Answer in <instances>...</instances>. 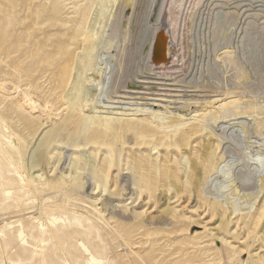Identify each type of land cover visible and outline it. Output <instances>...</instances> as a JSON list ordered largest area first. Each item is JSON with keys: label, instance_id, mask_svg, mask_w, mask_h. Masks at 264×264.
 <instances>
[{"label": "rangeland", "instance_id": "374dc122", "mask_svg": "<svg viewBox=\"0 0 264 264\" xmlns=\"http://www.w3.org/2000/svg\"><path fill=\"white\" fill-rule=\"evenodd\" d=\"M150 3L0 0V264H264V0H160L164 70Z\"/></svg>", "mask_w": 264, "mask_h": 264}, {"label": "bare ground", "instance_id": "6f19581e", "mask_svg": "<svg viewBox=\"0 0 264 264\" xmlns=\"http://www.w3.org/2000/svg\"><path fill=\"white\" fill-rule=\"evenodd\" d=\"M160 0H151V3H150V21H153L154 18H157L156 17V10L158 8V3H159ZM160 13V11H159ZM158 13V15H159ZM156 23H158V18L157 20L155 21ZM157 26V27H156ZM155 28L152 29V32H151V39H150V43H149V46H148V50H147V53H146V57H147V62L150 61V57H151V51H152V47H153V44H154V40H156V37L159 33H162L163 34V39L167 42V53H168V58L166 59V61L160 65H158L156 68L158 69H170L171 65L174 63V61L177 59V51H176V40H175V37L173 35V33L170 31V29L168 30H165L164 29V26L162 23H158V25L156 24ZM154 27V26H153ZM172 33V34H171ZM152 63V62H151ZM154 64L152 63V66ZM155 66V65H154ZM150 70V69H149ZM135 88L137 89H142V87L140 86H135ZM25 97V96H24ZM137 100H156L154 97H151V96H145V97H139L136 98ZM149 102V101H148ZM151 102V101H150ZM148 105L147 102L146 103H140V105ZM155 104V103H153ZM31 106V105H30ZM153 106V105H151ZM155 106V105H154ZM243 118V117H242ZM225 122V121H224ZM223 122V123H224ZM234 122V121H233ZM232 122V123H233ZM236 122V121H235ZM226 123V122H225Z\"/></svg>", "mask_w": 264, "mask_h": 264}, {"label": "water", "instance_id": "95a60500", "mask_svg": "<svg viewBox=\"0 0 264 264\" xmlns=\"http://www.w3.org/2000/svg\"><path fill=\"white\" fill-rule=\"evenodd\" d=\"M163 38L162 33L157 35L151 54V62L157 66L164 63L168 58L167 42Z\"/></svg>", "mask_w": 264, "mask_h": 264}]
</instances>
